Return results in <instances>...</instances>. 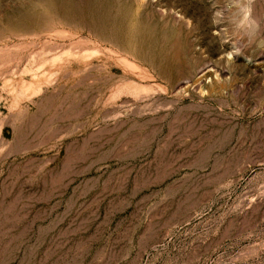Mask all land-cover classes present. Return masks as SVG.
Returning a JSON list of instances; mask_svg holds the SVG:
<instances>
[{
  "label": "rangeland",
  "instance_id": "374dc122",
  "mask_svg": "<svg viewBox=\"0 0 264 264\" xmlns=\"http://www.w3.org/2000/svg\"><path fill=\"white\" fill-rule=\"evenodd\" d=\"M0 264H264V0H0Z\"/></svg>",
  "mask_w": 264,
  "mask_h": 264
}]
</instances>
